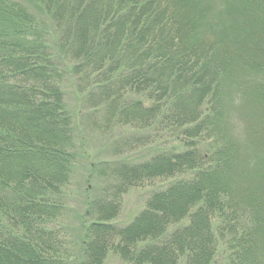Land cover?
<instances>
[{"label": "trees", "instance_id": "1", "mask_svg": "<svg viewBox=\"0 0 264 264\" xmlns=\"http://www.w3.org/2000/svg\"><path fill=\"white\" fill-rule=\"evenodd\" d=\"M187 1L176 19L170 0H0V264H102L109 249L136 264H264V0ZM71 76L105 127L166 129L183 146L109 167L77 251L54 225L83 150ZM178 173L131 222H109L128 186Z\"/></svg>", "mask_w": 264, "mask_h": 264}, {"label": "rangeland", "instance_id": "2", "mask_svg": "<svg viewBox=\"0 0 264 264\" xmlns=\"http://www.w3.org/2000/svg\"><path fill=\"white\" fill-rule=\"evenodd\" d=\"M169 5L178 11L175 13L176 19L190 13L187 0H170ZM78 83L77 77L71 76L62 84V89L65 103L72 114L75 136L83 144V150L80 151L81 154L74 162L69 182L64 188V208L54 223L61 229L75 251L77 248H75L73 240L80 231L79 224L83 222L88 224L97 217L96 212L89 213L87 211L89 207L87 203L89 200H97V197L102 195L103 189L115 181L110 175L109 167L113 166L115 162L129 159L137 163L150 161L156 154L164 152L163 150L174 144V147L178 146L177 148L180 147V149L183 147L178 139L175 140L167 134L169 132L166 129L159 133L152 132V130H137L136 135H140V137L134 140L132 137L136 131L134 132V129L128 125L113 123L110 128L105 127L101 117L102 113L88 110L85 107L86 103L83 105L82 98L85 96V91H78ZM235 112L230 114L229 120L230 125H233L232 130L237 133L240 128V125H237V122L240 123L237 114H240ZM148 133L154 136L149 138ZM182 176L183 174L178 173L171 176L145 177L128 186L119 195L118 200L116 199L119 204L118 212L109 222L117 226L131 222L138 212L145 208L146 202L154 192L168 187L169 184ZM186 219L188 218L171 224L169 231L181 222H186ZM143 243H137V247ZM102 264L136 263L124 260L118 252L109 249ZM216 264H221V262L216 261Z\"/></svg>", "mask_w": 264, "mask_h": 264}]
</instances>
